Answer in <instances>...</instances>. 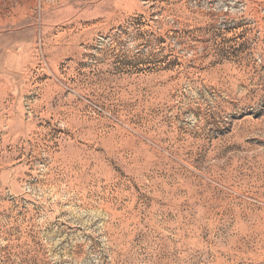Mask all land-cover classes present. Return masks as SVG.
I'll return each instance as SVG.
<instances>
[{"label": "rangeland", "instance_id": "obj_1", "mask_svg": "<svg viewBox=\"0 0 264 264\" xmlns=\"http://www.w3.org/2000/svg\"><path fill=\"white\" fill-rule=\"evenodd\" d=\"M0 264H264V0H0Z\"/></svg>", "mask_w": 264, "mask_h": 264}]
</instances>
